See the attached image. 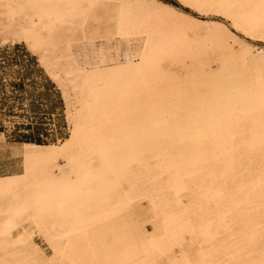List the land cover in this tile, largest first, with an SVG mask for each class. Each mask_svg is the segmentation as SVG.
<instances>
[{"label": "bare ground", "instance_id": "6f19581e", "mask_svg": "<svg viewBox=\"0 0 264 264\" xmlns=\"http://www.w3.org/2000/svg\"><path fill=\"white\" fill-rule=\"evenodd\" d=\"M106 1L124 58L79 61ZM178 1L224 24L0 0L1 44L40 54L72 108L66 139L16 146L21 172L0 176V264H264V51L246 41L264 44V0Z\"/></svg>", "mask_w": 264, "mask_h": 264}, {"label": "rangeland", "instance_id": "374dc122", "mask_svg": "<svg viewBox=\"0 0 264 264\" xmlns=\"http://www.w3.org/2000/svg\"><path fill=\"white\" fill-rule=\"evenodd\" d=\"M156 1L160 4L169 5L173 9L191 17H195L200 21L224 24L220 19L198 15L194 11L183 6L178 0ZM107 2L109 1L98 5V9L91 14L92 19L90 18L88 22L90 33L87 35L88 39L89 37L90 39L85 41L87 37L86 39L84 38L82 40L83 45L81 46V37L78 35L75 41V43H77H74V53L79 61H82L80 59H83L84 55H86L88 59L91 56V58H99L101 56L108 61L114 59L119 62L124 58L125 45H121V49L124 47L122 50H115L117 49L116 46L119 47V40L116 36H111L110 34L111 30L112 34L115 33L113 21L114 19L116 20V13L118 12L117 8H119L118 5L120 3L116 1L118 5L114 3V8L112 2L115 1H111L112 5ZM108 7L112 13L109 12ZM1 9H3V11ZM114 9L116 13L114 12ZM0 11V131H2L6 140V144L3 145V148L20 145L24 143L25 137L36 139L39 135L47 144L57 143L60 140H64L69 135L68 115L72 111L71 101L65 100L61 84L54 81L50 77L47 67L39 62L41 61L40 54L32 53L28 47L22 43L9 44L6 46L1 44V39L3 40L5 36V17L2 3H0ZM114 13L116 16H114ZM106 17L109 20L111 19L112 22H108ZM96 23H98V25L100 23V27ZM93 32H96L97 34H94ZM91 34H94L95 37ZM246 41L255 49L257 48V50L264 51V44L252 42L249 39ZM78 42L80 43V46L78 45ZM75 48L77 49L75 50ZM113 50L117 52L112 53ZM104 51L107 54H105ZM80 56L82 57L80 58ZM213 68L216 70V65H213ZM21 83L23 84L22 86H20ZM18 162L21 164V159H19ZM17 170L20 169H15V167L10 165L4 172L12 173ZM37 240L39 246L45 251V253L49 254L50 249L47 247V244L42 239Z\"/></svg>", "mask_w": 264, "mask_h": 264}, {"label": "crops", "instance_id": "0c3cea01", "mask_svg": "<svg viewBox=\"0 0 264 264\" xmlns=\"http://www.w3.org/2000/svg\"><path fill=\"white\" fill-rule=\"evenodd\" d=\"M3 144L4 145L6 144V140L4 142H1L0 141V146L3 145ZM16 146H19V145H16ZM16 146L7 147V148H4V149L0 147V176L12 175V174L20 173L21 172V170H17V171L12 172V173H9V172L6 173V172H4L5 169H7V167L10 166V165L13 166V167H15V169H18L20 167V164L18 162V160L20 159V157L17 156V155H14V153H12L13 152V149Z\"/></svg>", "mask_w": 264, "mask_h": 264}, {"label": "trees", "instance_id": "16d2710c", "mask_svg": "<svg viewBox=\"0 0 264 264\" xmlns=\"http://www.w3.org/2000/svg\"><path fill=\"white\" fill-rule=\"evenodd\" d=\"M50 78V77H49ZM52 80V79H51ZM23 84L21 83L20 84V86H22ZM0 134H3L2 133V131H0ZM66 139V138H65ZM60 141H62V140H60ZM24 143H26V144H35V145H49V144H47L44 140H42L41 138H40V135H39V137L38 138H36V139H31V138H28V137H25V141H24ZM50 144H55V143H50Z\"/></svg>", "mask_w": 264, "mask_h": 264}]
</instances>
